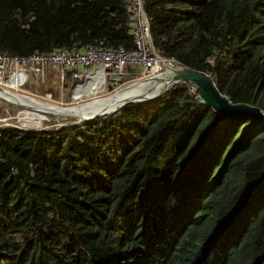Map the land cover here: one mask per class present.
<instances>
[{
  "label": "trees",
  "instance_id": "trees-1",
  "mask_svg": "<svg viewBox=\"0 0 264 264\" xmlns=\"http://www.w3.org/2000/svg\"><path fill=\"white\" fill-rule=\"evenodd\" d=\"M142 2L158 55L264 112V0ZM89 44L132 47L124 0H0L1 52ZM0 264H264V123L181 80L79 124L3 128Z\"/></svg>",
  "mask_w": 264,
  "mask_h": 264
},
{
  "label": "built area",
  "instance_id": "built-area-1",
  "mask_svg": "<svg viewBox=\"0 0 264 264\" xmlns=\"http://www.w3.org/2000/svg\"><path fill=\"white\" fill-rule=\"evenodd\" d=\"M124 8L126 23L132 36L131 48L89 44L75 52L54 48L48 52L10 55L0 51V89L9 93L8 95L0 93V112H7V116L0 113V135L1 130L6 127L25 128L22 125L23 116L19 113L16 115L19 108L42 114L37 109L13 102L10 99L13 94L48 105L55 104L50 99V92L40 96L24 88L30 72L37 74L42 84L46 73H49L58 80L60 86L68 76L72 82V96L75 91L80 95L96 94L106 88H109L107 94H111L132 82L147 80L166 68L178 67L173 58L162 57L155 51L142 0H124ZM188 90L195 100L203 102L194 86L190 84Z\"/></svg>",
  "mask_w": 264,
  "mask_h": 264
},
{
  "label": "water",
  "instance_id": "water-1",
  "mask_svg": "<svg viewBox=\"0 0 264 264\" xmlns=\"http://www.w3.org/2000/svg\"><path fill=\"white\" fill-rule=\"evenodd\" d=\"M181 69L184 70V72L182 74H178L179 78H177V81L179 80H186L187 83L192 84L195 87V91L200 95V97L202 98L203 102L210 106L214 111L221 113L227 117H240V116H250L251 118H253L255 121L264 123V112L262 110H260L259 108L255 107V106H249V105H244V104H232L230 102H228V100L221 94H219L216 90V88L214 87V84L212 83V81L206 76V74L203 73H199L196 72L194 70L185 68L181 66ZM146 81L148 85L150 84H154V93L151 94L148 97L145 98H134V99H127L125 101H123L121 104H119L118 107H116L114 110L110 111L111 113L116 111L117 109H119L120 107H122L123 105L130 103V102H139V101H149L155 98H158L159 96H161L162 94H164L168 88H170V86L168 87H162V85L158 82L160 81V79L157 77V75H154L152 77H150L147 80H143ZM140 81H136V82H132L130 83L131 86L138 83ZM129 84V86H130ZM144 89V88H143ZM153 89V88H152ZM151 89V90H152ZM0 93L3 95H8L9 93L7 91H4L2 89H0ZM109 95L111 94H107L105 96H102L100 98L102 99H106ZM97 99H92L89 102H95L97 101ZM101 99V100H102ZM89 102H85L86 104ZM82 103V104H85ZM53 107L56 106H61V104H51ZM65 107V106H64ZM98 107L100 106H96V109H98ZM91 109H94L91 108ZM96 112V111H94ZM32 115L34 116V122L31 123V125L22 128V129H28V130H38L40 129L41 126V116H45L44 114H38L35 112H31ZM110 114L108 113H104L102 111H97L96 113L91 114L90 117H85L84 120L81 121H89L92 120L94 118L97 117H101V116H106ZM27 122L26 118L23 116V122L22 125H24Z\"/></svg>",
  "mask_w": 264,
  "mask_h": 264
},
{
  "label": "rangeland",
  "instance_id": "rangeland-1",
  "mask_svg": "<svg viewBox=\"0 0 264 264\" xmlns=\"http://www.w3.org/2000/svg\"><path fill=\"white\" fill-rule=\"evenodd\" d=\"M176 82H174L173 84H175ZM71 83L72 82L68 80V83H66L67 86H64V87L62 85L60 86L56 78L52 77L49 73H46L44 77V83L42 84L40 79L38 78V75L30 72L28 73V81L24 85V88L29 89L31 92L37 93L40 96H43L44 93L46 92H50V96H51L50 99L54 101L52 103L61 104V106H69V107L82 106L83 105L82 103L89 102L92 99H95L94 98L95 96L99 97V99H97V101H99L100 97H102L103 95L105 96V94L109 93L108 92L109 88H106L104 91L97 92L96 94L85 93L79 96H76V95L71 96V89H72ZM187 84L188 86L190 85L189 83ZM172 85L170 86V88L172 87ZM15 96L21 100L27 99L20 95L15 94ZM0 106H1V103H0ZM38 110L40 111V109ZM68 111H71V109L67 110V112ZM41 112L45 116H41L40 123L42 127L40 129L59 127V126H62L65 124H71V123L79 124L81 122H85V121H81V120H84L85 117L91 116V114H93L91 112H88L87 114L80 112L78 114L76 113L68 114V116L66 115L62 116V114H60L61 115L60 116L59 114L56 115L54 113H46L43 111ZM0 113L7 116L6 111L0 112ZM18 113L20 114V116H24L27 120V122L23 125V127H27L31 125V123L34 122V116L29 110L19 108V112H16V115H18ZM39 114L41 115V113Z\"/></svg>",
  "mask_w": 264,
  "mask_h": 264
},
{
  "label": "bare ground",
  "instance_id": "bare-ground-1",
  "mask_svg": "<svg viewBox=\"0 0 264 264\" xmlns=\"http://www.w3.org/2000/svg\"><path fill=\"white\" fill-rule=\"evenodd\" d=\"M183 72L184 70L181 69V66L174 68H166L157 74V77L160 79V81L158 82L164 88L171 86L174 82L177 81V78H179V75L182 74ZM146 83H147L146 81H140L132 86L130 84V86L128 85L120 90L113 91L111 95H109L106 99L100 98L99 101H95V102L92 101L87 104L85 103L82 106H75V107H69V106L53 107L43 102L32 100L30 98L21 100L18 97H16L15 94H13L10 99L21 106H27L28 108L37 109V110L40 109V112L43 111L46 113H54L56 115L62 114V116L64 115L68 116V114H73V113L78 114L80 112H83L85 114H87L88 112L96 113L97 111L99 112L102 111L104 113H108V112L111 113L110 111L114 110L116 107L119 106V104H121L123 101L127 99L145 98L153 94L155 85L154 84L148 85ZM73 95L79 96L80 93L78 91H75ZM97 105L100 106L98 107V109H96ZM93 107L94 109H91ZM69 109H71V111L67 112V110Z\"/></svg>",
  "mask_w": 264,
  "mask_h": 264
}]
</instances>
